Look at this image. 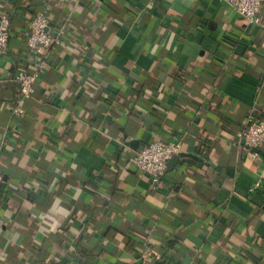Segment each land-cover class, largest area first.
Masks as SVG:
<instances>
[{
	"label": "crops",
	"instance_id": "obj_1",
	"mask_svg": "<svg viewBox=\"0 0 264 264\" xmlns=\"http://www.w3.org/2000/svg\"><path fill=\"white\" fill-rule=\"evenodd\" d=\"M40 11L66 30L22 100ZM0 12V264H133L151 250L264 264V146L252 160L236 137L264 118L262 26L223 0H0ZM169 138L189 156L154 189L128 164Z\"/></svg>",
	"mask_w": 264,
	"mask_h": 264
},
{
	"label": "built area",
	"instance_id": "obj_2",
	"mask_svg": "<svg viewBox=\"0 0 264 264\" xmlns=\"http://www.w3.org/2000/svg\"><path fill=\"white\" fill-rule=\"evenodd\" d=\"M233 8L237 14L249 23L264 28L262 7L264 0H223ZM66 28L54 31L47 11L37 12L31 20L30 32L27 36L29 47L27 53L28 68L19 69L15 75L18 85L17 92L22 100L31 98L35 92V85L40 70L47 63L49 53L62 43V35ZM11 32V21L7 13L0 12V53L6 52ZM82 59L86 55L84 48L77 49ZM14 111L24 113V107L18 104ZM243 154L252 160H259L264 146V118L251 115L244 128L236 134ZM184 152L183 143L179 138L156 139L142 147L137 155L129 162L128 167L137 169L149 176L152 187L159 189L168 171L169 161ZM4 182V174L0 169V186ZM95 188V187H94ZM261 181H255L250 189V198H258ZM96 189V188H95ZM97 192V191H95ZM111 210H109L110 212ZM133 264H174L170 256H163L155 250L143 251L140 259Z\"/></svg>",
	"mask_w": 264,
	"mask_h": 264
},
{
	"label": "water",
	"instance_id": "obj_3",
	"mask_svg": "<svg viewBox=\"0 0 264 264\" xmlns=\"http://www.w3.org/2000/svg\"><path fill=\"white\" fill-rule=\"evenodd\" d=\"M185 156H189V154L187 153H180L178 155H175L170 161H169V164H168V168L171 169L173 168L179 161L182 157H185Z\"/></svg>",
	"mask_w": 264,
	"mask_h": 264
}]
</instances>
